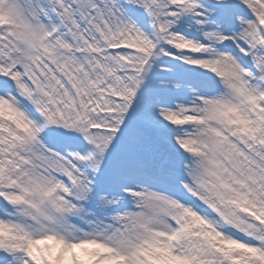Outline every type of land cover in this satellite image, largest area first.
<instances>
[{"label":"snow or ice","instance_id":"snow-or-ice-1","mask_svg":"<svg viewBox=\"0 0 264 264\" xmlns=\"http://www.w3.org/2000/svg\"><path fill=\"white\" fill-rule=\"evenodd\" d=\"M0 264H264V0H0Z\"/></svg>","mask_w":264,"mask_h":264}]
</instances>
